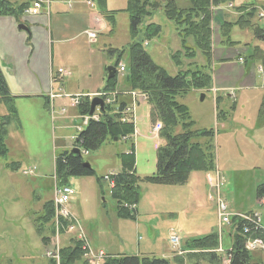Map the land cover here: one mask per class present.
I'll use <instances>...</instances> for the list:
<instances>
[{"label": "rangeland", "instance_id": "374dc122", "mask_svg": "<svg viewBox=\"0 0 264 264\" xmlns=\"http://www.w3.org/2000/svg\"><path fill=\"white\" fill-rule=\"evenodd\" d=\"M8 1L32 5V0ZM67 1L51 0L45 24L37 26L42 35L46 33L48 36V53L53 55L52 71L56 73L61 69L65 72L61 79H51L57 82L53 92L58 93L53 100V111L47 103L50 94L46 100L24 90L25 77L35 76L29 66L32 56L29 47L25 46L28 52L20 56L18 72L13 63L0 59V66L12 79L9 82L11 90L13 81L17 86L9 100L3 102L0 99V128L6 130V151L0 152V264H51V260L60 264V249L80 238L92 257L84 255L76 264H102L103 260H92L100 255L102 258L107 255L172 258L177 252L175 241L170 240L172 235L178 238L181 249L192 238L217 230V209L215 201L210 199L213 193L205 173H194L190 184L182 186H157L138 181L135 186L140 197L134 220L116 216L109 185L102 180L109 173L120 171L121 158L131 149L134 150L135 175L143 179L155 173L156 147L163 145L160 139L162 128L152 130L156 124L149 119L151 108L147 101L136 104L134 111L127 115L133 121L135 119L136 133L116 141L107 137L99 148L82 156L94 176L67 181V186L75 194L65 208L74 219V225L67 230L58 226V222L68 220L56 215L54 160L74 149L78 127L81 131L85 129L82 117L72 106L73 98L85 96L91 100L92 97L85 93H95L105 85L106 69L114 65L117 52L125 51L121 63L126 67L127 49L132 43L130 19L125 11L127 0H105L104 10L113 15V29L105 22L96 4L92 6L87 0H70L71 10L66 11ZM152 1L160 8L152 19L146 21L160 26V33L144 42L143 49L154 65L174 77L182 68L176 66L172 54L180 52L184 70L189 61L184 57L174 24L164 16L162 7L165 1ZM174 3L180 9L190 7L189 0H174ZM244 5L256 8V15L250 23L264 31V20H259L258 16L264 12V0H225L218 7L211 6L210 37L214 47L211 72L216 87L213 84V90H190L178 97L177 102L188 109L195 130L214 131L216 165L223 180L220 198L225 201L228 211L240 214L257 212L264 228V209L257 205L260 203L257 192L264 188V110L263 116H259L264 69L258 63L243 61L255 47H259L264 55V40L255 37L250 27L234 25L229 30V40L234 45L228 46L222 43L219 30L222 21L236 22V9ZM87 33H95V40L90 42ZM187 43L193 48L191 39ZM227 48H234L244 56L240 57L243 62H239L240 71L237 73L221 70L218 62L222 61L215 60L225 57L227 53L221 49ZM192 62L199 66L206 63L198 51ZM18 77H23L26 84L19 82ZM123 77L118 78L116 88L120 94L129 90ZM239 77L240 83L237 81ZM223 85H226L223 91L217 90ZM215 90L220 92L216 95ZM227 92L232 93L234 99L229 98ZM217 96L219 102L216 105ZM119 98H125L128 107L132 106L129 96L123 94ZM115 109L116 106L110 107L108 112H116ZM95 113L99 115L100 111L96 109ZM11 164L15 165V170ZM209 177L215 180L212 175ZM49 201L53 204L54 215L51 224H43L47 238L44 243L36 233L35 221L42 216L43 205ZM52 222L56 229L54 235ZM231 231V227L222 228L224 249H228L234 240ZM255 251L251 253L252 262L264 264V252Z\"/></svg>", "mask_w": 264, "mask_h": 264}, {"label": "trees", "instance_id": "16d2710c", "mask_svg": "<svg viewBox=\"0 0 264 264\" xmlns=\"http://www.w3.org/2000/svg\"><path fill=\"white\" fill-rule=\"evenodd\" d=\"M93 1L98 6L99 13L105 22L113 29V15L104 10L105 0ZM164 1L165 4L162 7L164 16L174 24L181 40L184 57L189 61L184 70L180 52L172 54L171 58L176 66L182 68L174 77L168 76L162 68L154 65L143 49L144 42L160 33V26L146 21L152 19L155 11L160 7L152 0H127L126 2L125 11L128 12L130 19L129 35L132 43L127 49L128 60L123 79L130 91H137L146 96L147 104L151 108L149 115L151 123L162 124L160 139L163 141V145L156 149L155 173L150 177L140 179L135 175L134 154L131 152L121 158L122 168L118 173L102 178L103 182H107L109 185V196L114 202L116 216L124 220H134L136 217L135 212L140 197L135 186L138 181L157 186H182L188 182L192 173L208 174L216 171L214 131L195 130L188 109L178 103L177 98L190 90L206 91L212 88V39L210 37L212 15L210 7H218L224 4L225 0H189L190 7L188 9L178 8L174 0ZM27 7V2L16 4L8 0H0V17H11L19 22ZM236 11V22L222 21L219 25L222 43L225 42L228 46L234 45L229 40V30L234 25L250 27L255 37L264 40V31L256 26L252 27L250 23V19L256 15V8L244 5ZM188 39L193 41V48L187 45ZM27 42H29V38H27ZM196 51L204 57L206 61L204 65L199 66L196 62H192L196 57ZM124 53L125 51H120L115 54V67L121 62ZM243 61L244 63H258L264 69V55L259 47L250 51ZM117 83V74L111 79H107L105 76L102 92L115 91ZM262 90L260 117L263 116L264 110V89ZM9 98V92L0 71V99L4 102ZM215 103L218 104L217 97H215ZM110 107L105 105L99 114L98 121H90L85 129L78 134L76 144L80 152L88 153L89 150L99 148L107 137H110L111 140L115 138L118 140L119 138L127 139L134 134L135 127L132 121L121 122L119 120L123 106L120 105L116 112H108ZM76 109L80 116H87L89 99L82 97ZM11 111L13 112V109ZM5 131L4 128H0V152L4 153L6 151L4 147ZM84 163L81 154L73 155L70 152H64L55 158L54 176L57 186L67 185L70 178L94 176L93 170L84 167ZM10 167L12 170L16 169L13 164ZM257 193L258 199L264 196L263 189ZM53 215L54 207L49 201L43 205L42 216L35 221L36 233L44 243L47 242V238L44 236L43 224H51ZM230 222L232 228L230 234L234 233L235 237L229 246L231 249L227 253L230 259L229 264H257L252 262L251 253L244 248L241 221L236 216H232ZM73 224V222L64 220L58 222V226L62 230H67ZM52 226L51 232L54 235L56 229L53 222ZM253 237L264 239V235L259 233L254 234ZM219 240L216 230L206 236L192 238L184 248H181L183 254L174 255L172 258L107 255L102 264H222L221 256L215 253ZM86 254L83 240L73 239L71 245L60 249V264H76ZM50 262L55 264L52 260Z\"/></svg>", "mask_w": 264, "mask_h": 264}, {"label": "crops", "instance_id": "0c3cea01", "mask_svg": "<svg viewBox=\"0 0 264 264\" xmlns=\"http://www.w3.org/2000/svg\"><path fill=\"white\" fill-rule=\"evenodd\" d=\"M59 7L61 8V6H59ZM70 20H74V19H70ZM45 21H46V17L44 15H40V16H36V17H32V16L25 17L23 15L20 18L19 22H16L11 17H0V59L2 61L13 63L14 70L16 72H18L17 69L21 63L20 56L27 54L28 50L25 46L29 47L31 49V53H32V56H31L30 62H29V66H30V68H32L35 76L25 77L26 83L28 85L24 82L23 77H18L17 80L19 82L22 81V83L26 84L24 90H26L28 93H31L32 94L31 96H35L37 98L45 97L47 100V94H49V92L56 91V90H53L54 89L53 87L55 84H57V82L52 81L51 79L57 78V71H56V73H54L52 71L53 55L49 56V53H48V46H49L48 45L49 44L48 36L46 33L44 35H42V31L40 29H38V27H37L41 24H45ZM18 23L25 25L28 28L29 32L26 33V31L18 29ZM27 38H29V42H27ZM221 50L225 51V53H227V55H225V57L220 56V57L215 59L216 61H222V62H218L220 69L221 70L225 69L227 71L230 70L232 73L239 72L240 71V67H238V65L240 66V63H239L240 60L239 59H240V57L241 58L244 57V56L238 54V52H240V51H235L236 49H234V48H227V49H221ZM223 51H221V53H220L221 55L224 54ZM242 52H244V49ZM236 59H237V62L234 61ZM212 60H214V58H212ZM46 64H47V66H46ZM212 65H213V63H212ZM6 66H7V63H6ZM0 71L3 75L4 81L6 83V86H7L8 92H9V96H12L11 94L13 93V90L14 91L17 90V86L14 84V81H13L12 86L14 88H13V90H11L9 82L12 79L7 76L8 74L5 72V69H2L1 66H0ZM6 71H8L7 67H6ZM250 71L251 70L249 69V74H252ZM243 74H244V71H243ZM231 80H234V79H231ZM237 81L240 83V77L237 79ZM213 84L215 85L214 80L212 81V87L214 88ZM254 84L255 83H253L251 85H254ZM251 85H250V87H254ZM225 86L226 85L220 86V88H217V90L223 91L222 89H224L223 87H225ZM215 87H216V85H215ZM103 88H104V86H102L100 89H98L95 93L86 92L85 94L89 95V97H92V95L101 91ZM57 89H58V87H57ZM211 90H213V89H211ZM220 91H216L215 94L217 95V93ZM227 93H229L228 97L232 99L233 98L232 93H230V92H227ZM82 94H84V93H82ZM217 98H218V102H219V97L217 96ZM118 101L120 103H125V104L128 103V100H126L125 98H122V99L118 98ZM47 103H49L48 100H47ZM234 103L236 104V102H234ZM48 107H49V105H48ZM49 109L51 111H53V108L51 109L49 107ZM74 109H76V108H74ZM79 117H80V115H79ZM216 169L219 172L217 165H216ZM193 174L194 173H192L190 175V178L187 182L188 184H190L191 176ZM211 174L214 175L215 173H211ZM208 175L209 174H205L206 177ZM189 188L190 189L192 188L191 185ZM262 189H263V193H264V188H262ZM161 257H164V256H161Z\"/></svg>", "mask_w": 264, "mask_h": 264}, {"label": "built area", "instance_id": "2783aa9c", "mask_svg": "<svg viewBox=\"0 0 264 264\" xmlns=\"http://www.w3.org/2000/svg\"><path fill=\"white\" fill-rule=\"evenodd\" d=\"M70 3V0L67 1V4H66V9L67 10H71V5H69ZM87 3L94 6V2L93 0H87ZM50 4H51V0H32V5L31 7H29L25 13L29 16H39L41 15L42 12H44V14H47V10H49V7H50ZM259 20L260 19H263L264 20V12L260 13L259 15ZM263 25H264V22H263ZM87 38L90 42L94 41L95 38H96V35L95 33H87ZM124 71V68L121 66L119 68V72L122 73ZM57 74L58 75H65V72L61 69H59L57 71ZM131 96L136 97L137 95L136 94H132ZM53 96L51 95L50 98H52ZM136 100V99H135ZM137 100L138 101H143L145 100V97L142 96V95H138L137 96ZM107 102L109 103V101L107 100ZM77 104V101L74 100L72 102V106H75ZM89 120V118H85L84 119V123L86 124L87 121ZM124 120V119H122ZM161 128V125L160 124H156L155 128L154 129H160ZM153 129V130H154ZM210 186H211V189L212 191L215 193L216 195V207H217V213H218V219H219V226H227L229 225L230 223V217L231 216H236L240 221H241V224H242V235L243 237L245 238V241H244V248L245 250H247L248 252H254L255 250L257 251H263L264 252V241L262 240L261 237H253L254 234L256 233H259V234H263L264 235V229L261 227V218H260V215L257 214V213H250V214H245V215H240V214H234V215H231L228 213L227 211V207L226 205L224 204V202L220 199L219 197V188L221 186V180L220 178L217 176L215 181L214 182H210ZM73 194V191L68 188V187H60V188H56L55 189V193H54V205L55 207H58L60 208V210L58 211V208H56V215L57 217L60 216L62 217L63 219H66V220H70L71 221V217H70V214L67 210V208H65L68 200H69V197ZM260 206H263L264 207V197H262L260 199V203H259ZM59 214V215H58ZM72 228V227H70ZM170 240H173L175 241V246H177V242H178V238L175 237V236H172L170 238ZM247 243V245H246ZM217 252L218 253H222L223 250L221 248H218L217 249ZM101 258V255L100 257L98 258H94L95 260H99ZM229 256L226 257L223 261L224 264H229Z\"/></svg>", "mask_w": 264, "mask_h": 264}, {"label": "water", "instance_id": "95a60500", "mask_svg": "<svg viewBox=\"0 0 264 264\" xmlns=\"http://www.w3.org/2000/svg\"><path fill=\"white\" fill-rule=\"evenodd\" d=\"M18 29L23 30V31H28V29L24 26V25H18ZM115 75V67L111 66L107 68V79H111L113 78ZM103 101L99 98H92L90 101V105H89V116H91L95 109L98 108L100 111L103 110ZM115 141L117 140V138L114 139ZM71 154L73 155H79V150L78 149H72L70 151ZM84 167L86 168H90V166L87 163H84Z\"/></svg>", "mask_w": 264, "mask_h": 264}]
</instances>
